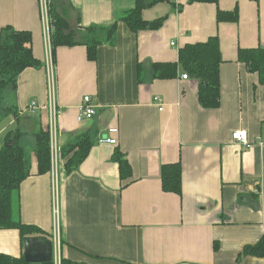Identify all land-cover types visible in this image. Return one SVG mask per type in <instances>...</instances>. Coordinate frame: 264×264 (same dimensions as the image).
Here are the masks:
<instances>
[{
  "label": "crops",
  "instance_id": "0c3cea01",
  "mask_svg": "<svg viewBox=\"0 0 264 264\" xmlns=\"http://www.w3.org/2000/svg\"><path fill=\"white\" fill-rule=\"evenodd\" d=\"M133 6L134 0H59L60 11L79 29L114 23ZM217 9H236V20L218 21ZM141 15L147 21L163 17V23L132 32L118 22L115 42L100 45L94 61L88 60L84 45L55 48L62 259L85 264H264V257L242 254L264 236V145L257 142L264 139V82L237 58L238 48L264 47V0H168L146 7ZM6 25L31 33L33 55L41 62L24 68L16 88L4 92L3 105L16 107L20 124L14 128L15 118L8 115L12 118L1 136L10 127L18 129L30 164L15 211L22 223L42 233L31 237L50 239L52 180L50 171L38 173L34 155V134L47 128L48 121L38 0H0V29ZM212 36L218 38L221 56L219 104L204 108L196 79H183L181 70L173 78H154L150 63L176 62L185 45ZM138 63L143 67L139 74ZM155 95L161 103L153 101ZM84 96L90 97L95 113L77 121ZM31 100L38 107L29 115ZM236 129L246 130L249 146L232 142ZM82 133L91 137L92 147L66 172L64 147ZM103 137L116 143L100 142ZM116 150L131 167L123 179L113 158ZM176 162L181 166L179 194L163 191L160 180L161 165ZM23 242L18 229H0V253L19 257Z\"/></svg>",
  "mask_w": 264,
  "mask_h": 264
},
{
  "label": "trees",
  "instance_id": "16d2710c",
  "mask_svg": "<svg viewBox=\"0 0 264 264\" xmlns=\"http://www.w3.org/2000/svg\"><path fill=\"white\" fill-rule=\"evenodd\" d=\"M168 0H134V6L124 11L117 21L108 25H90L84 28H73L59 9V0H49V16L52 24L51 55L54 61L55 48L66 45H84L87 58L94 61L97 48L102 44H113L116 39L118 22H123L132 32L143 29H157L163 23V17L147 21L142 18V10L158 2ZM214 2L217 0H192ZM237 11L217 9L218 21H235ZM31 33L27 30H16L10 25L0 29V120L12 115L16 120L18 110L15 106H4V92L15 89L20 72L28 66H39L40 61L33 55ZM237 58L256 72L260 82H264V47L238 48ZM221 62L218 38L209 37L206 41L187 44L179 50L176 62L150 63L154 78H173L181 70L198 81V101L204 108H215L219 104V65ZM143 70L137 64L138 74ZM21 132L9 130L0 145V229L16 228L22 240L34 234H42L33 225L22 223L16 214V203L20 183L29 175L30 164L25 147L19 142ZM34 155L39 174L50 170V136L47 128H40L35 134ZM14 140V143L12 144ZM93 141L87 133H82L68 141L64 147L65 171L74 170L89 154ZM118 164L121 179L131 172L128 160L120 150L113 155ZM161 187L165 192H181V166L179 162L162 164L160 167ZM242 254L264 257V236L255 245L244 247ZM0 264H52L46 262H27L23 256L14 257L0 253ZM61 264H85L62 259Z\"/></svg>",
  "mask_w": 264,
  "mask_h": 264
},
{
  "label": "built area",
  "instance_id": "2783aa9c",
  "mask_svg": "<svg viewBox=\"0 0 264 264\" xmlns=\"http://www.w3.org/2000/svg\"><path fill=\"white\" fill-rule=\"evenodd\" d=\"M39 4V13L42 22V32L43 38L46 44L45 58L48 59L46 65V76H47V101H46V110L48 114V132L50 135V175L52 180L53 187V225L51 228V243H52V264H61L62 262V238H61V230L58 218V207H57V185L59 182V155L55 146L56 139V131H57V120L60 114V109L57 105L55 98V86L56 79L54 74V63L51 55V33H52V24L49 16V0H38ZM173 44V42H172ZM183 79L188 77L187 73H183L181 76ZM84 104H82L77 113V121H82L84 119H91L95 113L93 105L90 103V97L84 96L83 98ZM153 101L156 103H161V99L159 96L155 95L153 97ZM38 107V103L35 100H31L26 107L27 113L33 114ZM162 109V105L159 107ZM116 128H110V132H116ZM232 142L242 146H249L252 143L247 135L245 129H236L231 134ZM100 142H107L110 144L116 143L115 138L113 137H105L99 138ZM258 143L260 145H264V139H258Z\"/></svg>",
  "mask_w": 264,
  "mask_h": 264
},
{
  "label": "water",
  "instance_id": "95a60500",
  "mask_svg": "<svg viewBox=\"0 0 264 264\" xmlns=\"http://www.w3.org/2000/svg\"><path fill=\"white\" fill-rule=\"evenodd\" d=\"M14 143V140L12 144ZM23 259L27 262H46L52 259L51 240L43 237H27L24 239Z\"/></svg>",
  "mask_w": 264,
  "mask_h": 264
},
{
  "label": "rangeland",
  "instance_id": "374dc122",
  "mask_svg": "<svg viewBox=\"0 0 264 264\" xmlns=\"http://www.w3.org/2000/svg\"><path fill=\"white\" fill-rule=\"evenodd\" d=\"M47 62H48V59L47 58H45V64L47 65ZM55 65H53V67H54ZM95 110V109H94ZM13 117V116H12ZM12 117H10V116H8V115H6V116H4L1 120H0V137H1V140H0V143L2 142V137H3V135L4 134H2V136H1V132H3V130H1L3 127H5V125L6 124H8V122H9V120H10V118H12ZM19 124H20V120H19V122H18V119L17 120H15L14 119V123H13V127L14 128H17L18 126H19ZM13 127H10V129L11 130H13L12 128ZM47 129H48V126H47ZM110 132V131H109ZM103 138H105V137H103ZM260 139V138H259ZM116 140V139H115ZM258 142V141H257ZM115 144V143H114ZM57 189H58V185H57Z\"/></svg>",
  "mask_w": 264,
  "mask_h": 264
},
{
  "label": "bare ground",
  "instance_id": "6f19581e",
  "mask_svg": "<svg viewBox=\"0 0 264 264\" xmlns=\"http://www.w3.org/2000/svg\"><path fill=\"white\" fill-rule=\"evenodd\" d=\"M29 115H32V114H29ZM50 160H51V155H50Z\"/></svg>",
  "mask_w": 264,
  "mask_h": 264
}]
</instances>
